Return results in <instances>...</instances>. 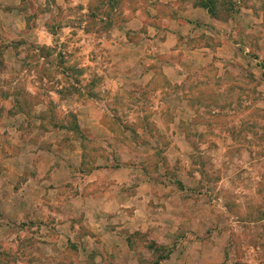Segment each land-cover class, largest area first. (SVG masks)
I'll list each match as a JSON object with an SVG mask.
<instances>
[{"label": "rangeland", "instance_id": "obj_1", "mask_svg": "<svg viewBox=\"0 0 264 264\" xmlns=\"http://www.w3.org/2000/svg\"><path fill=\"white\" fill-rule=\"evenodd\" d=\"M133 1L0 0V264H264V0H200L220 18L258 12L260 31L233 56L183 71L179 85L160 72L115 84L111 58L71 34L104 36ZM80 157L62 174L77 184L27 182ZM106 166L166 190L118 209L94 172ZM81 192L109 201L84 209ZM84 223L98 224L93 236Z\"/></svg>", "mask_w": 264, "mask_h": 264}, {"label": "crops", "instance_id": "obj_2", "mask_svg": "<svg viewBox=\"0 0 264 264\" xmlns=\"http://www.w3.org/2000/svg\"><path fill=\"white\" fill-rule=\"evenodd\" d=\"M115 1L121 3L123 0ZM200 2L202 1L134 0L130 3V7L128 4L127 8L124 9L126 11L122 23L112 26L107 34L100 36L91 31L78 30L77 36L71 34V45L81 47L82 50L85 49L86 51L98 52L102 50L107 58H111L110 61L102 64V68L108 71H120L121 80L116 79L115 84H124L127 81L126 77H132L137 84L147 85L154 74L160 72L170 84L179 85L184 78L183 71L204 68L214 57L222 59L227 55L233 56L238 53V48L242 47L241 44L244 42L247 44L248 40L252 41L256 30L260 31L261 26L259 24L261 21L258 20V14H256L258 12L252 5L235 6L234 12L231 11L230 15L220 18L215 11L212 15ZM15 11L12 10L11 13ZM80 37L82 40L78 39ZM174 56H176L175 61L172 59ZM128 57H135L137 61L132 62ZM95 68L93 67V69ZM74 112L76 113V111ZM96 124L99 125V122ZM91 126H93L92 123L86 125L87 128ZM81 149H83L82 146ZM81 151L79 152L80 155ZM70 162L60 161V165L49 167L48 182L47 179L38 177V175H36L38 178H30L27 182H32L34 185L38 184L37 187H42V191L45 184L48 187L52 186L49 187V192L53 187L52 191H58L59 186L62 184L64 186L68 182L77 184L74 175L62 176V174L64 171H71L76 166L80 167L82 164L81 157L77 161L78 163ZM123 168L132 171L136 169L134 167L118 166L111 168L106 166L94 170V172L104 173L103 177H105L107 187L118 190L114 197L110 196L112 202L116 198L121 200L119 203L115 201L118 209L122 206L126 207V202L122 200L135 202L138 205V202H145L153 198L155 190H166L164 184L158 180L150 179L145 174H143V178L137 179L131 175L130 170H121ZM88 175L91 174H85L83 178H87ZM27 182L22 185V188L28 184ZM132 182L135 183L128 190V184ZM75 186L73 185L74 189ZM91 186L88 187L91 188ZM127 191L128 193H126ZM41 200L43 201V199ZM106 200L109 201V196L107 197L106 194L87 200L83 192L79 194L77 199L80 207L85 209L84 203L86 202V204L89 203L96 209L98 208L99 212L103 210L104 206L101 205V201L104 204ZM107 205L109 204H105V206ZM149 210L148 208L147 211L149 212ZM130 212L136 214L138 212L136 206ZM127 220L133 219L127 217ZM84 224L85 227L82 225L80 227L86 228L87 232H90V236H93V232L99 227L98 224ZM113 230L111 235H116L115 238L122 239L126 243V236H117L119 235L117 231L119 228L114 227ZM113 247L111 249H114Z\"/></svg>", "mask_w": 264, "mask_h": 264}, {"label": "trees", "instance_id": "obj_3", "mask_svg": "<svg viewBox=\"0 0 264 264\" xmlns=\"http://www.w3.org/2000/svg\"><path fill=\"white\" fill-rule=\"evenodd\" d=\"M202 5H204V7L207 8L208 11H210V13L213 15V10L211 9L212 7H210V6H209L208 4H206V3H205V4L202 3ZM178 186H179L180 189H182V185L179 184ZM168 254H169V253H167L166 255H164L165 257H163V258H166V257L168 256Z\"/></svg>", "mask_w": 264, "mask_h": 264}]
</instances>
